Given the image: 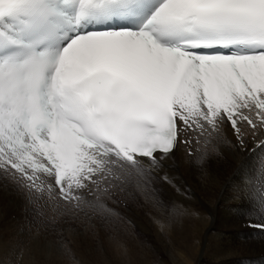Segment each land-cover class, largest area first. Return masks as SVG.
<instances>
[{
    "label": "snow or ice",
    "instance_id": "6c2138e0",
    "mask_svg": "<svg viewBox=\"0 0 264 264\" xmlns=\"http://www.w3.org/2000/svg\"><path fill=\"white\" fill-rule=\"evenodd\" d=\"M225 125L261 150L241 192L264 233V0H0V188L104 215L182 145L207 177Z\"/></svg>",
    "mask_w": 264,
    "mask_h": 264
},
{
    "label": "bare ground",
    "instance_id": "6f19581e",
    "mask_svg": "<svg viewBox=\"0 0 264 264\" xmlns=\"http://www.w3.org/2000/svg\"><path fill=\"white\" fill-rule=\"evenodd\" d=\"M234 141L224 127L220 138L207 149L210 154L207 177L202 175L200 168L188 163L197 158L196 153L188 156L178 148V167L168 170L172 182L154 177L153 183L169 207L175 204L187 212L170 220L167 212L155 206L156 196L151 190L139 187L138 192L145 201L143 208L154 215L152 220L149 219L151 215L145 217L149 219L151 228L148 225L142 239L133 235L130 238L134 233L129 231L132 227H127L128 231L119 229V224L113 219L108 223L111 234L106 239V250L90 246L85 237H77L76 231L70 234L83 242L68 245L60 240L63 243L60 244L63 248L60 252L53 239L46 240V236L41 234L30 236L29 230L18 228L9 220L13 209L5 197L8 192L15 198L20 197L18 193L22 189L15 190L14 186L0 188V192L4 191L0 195V264H27L25 260L30 257L37 264H56L59 257L60 264H264V236L254 232L248 215L249 205L241 192V178L258 166L254 164V156L259 149L255 153L240 151L234 147ZM254 145V142L250 143V147ZM127 193L129 195L131 191ZM27 195H24L25 200ZM111 203L106 205L110 213L135 209ZM29 248L35 250L28 252ZM66 249L71 250V256Z\"/></svg>",
    "mask_w": 264,
    "mask_h": 264
},
{
    "label": "rangeland",
    "instance_id": "374dc122",
    "mask_svg": "<svg viewBox=\"0 0 264 264\" xmlns=\"http://www.w3.org/2000/svg\"><path fill=\"white\" fill-rule=\"evenodd\" d=\"M126 183H127V186H126ZM119 188L116 189V191L112 192L113 197H111L112 195H106V196L102 197L104 199L105 204L109 205L111 203L110 201L112 200L111 204H113V205L120 203V204L129 206V207H134L135 209H133L131 211L121 210L120 212H117V214L107 213L104 215L96 214L95 212H93L92 210H90L88 208H85L83 211H77L76 209L72 208L71 205H65L64 203H62V201L59 202V206H56V202L50 201L47 197H45V195H44V197L43 196L38 197V194H36V195L30 194L27 192V190H24V189H22L20 191L16 187L13 189L18 190L22 193V195L20 192L18 193V195L20 194V197L15 198L14 197L15 195L12 196L9 194V192H8V194L6 193V196L5 195L4 196L6 197V202L10 203L11 210L12 209L14 210V211L12 210L13 214L9 215V220L13 224L15 223L14 225L16 227H18V228L23 227L24 230H29L28 234L30 236L34 235V234H41V235L46 236V240H48L49 238L53 239L54 244L59 245V252L63 249L60 246V244H63V243H60V240L63 241L65 244L68 243V245L71 242H72V244H76V243L79 244V243H82L83 241H81V239H79L77 237H81V236L85 237L88 240L85 242H89L90 246H93L96 248L102 247L103 249H105V248L107 249L108 246H107V242H106L107 240L106 239L111 234L110 227H109L110 225H108V223L111 222L113 219L114 220L116 219L117 224H119V229H122L124 231H128V230H126L127 227H128L127 229H129L130 227H132V228L134 227L133 229L132 228L129 229L130 232L132 231L131 233L134 232L133 234H130V236H129L130 238H132L131 235H133L134 237L136 236L139 239H142L144 236L145 229H147L148 225L151 224L149 222V219L152 220V218H154V215L151 214L152 212L147 211V209L143 208L145 201H143V199H144L143 195H140V193L138 192L139 189H137V188H139V187L137 186V178L136 177H133V179L131 177L127 178L125 180V182H123L120 185ZM153 188H156V186L152 181L147 186V189L151 190ZM117 190H119L118 191L119 194H118ZM120 190L121 191L123 190V191L121 192ZM25 191H26V193H25ZM129 191H131V193L128 195L127 192H129ZM3 192H0V195L4 194ZM132 192L133 193L135 192V193L133 194ZM25 194L26 195L28 194L27 195L28 198H26V200L24 198ZM133 195H134V197H133ZM109 197H111V199ZM32 198H33V200H32ZM89 198L93 199V197H87V199H89ZM129 199H131V200H129ZM113 202H116V203H113ZM42 203H44V204H42ZM31 205L34 207H31ZM28 206H30V207H28ZM142 211H144V212H142ZM149 215H151V216H149ZM147 216L150 217L148 220H147V218H148ZM145 217H147V218H145ZM13 218H15V219H13ZM150 228H151V226H150ZM72 231L73 232L76 231L78 236L76 237L74 234L73 235H72V233L70 234V232H72ZM121 235H119V236L122 238L123 234H121ZM120 237H118V238H120ZM104 242L106 244H104ZM103 245H105V246L103 247ZM80 246H82V245H80ZM68 248H71V246H68ZM34 250H35V248H33L32 250L29 248L27 251L32 252ZM20 256H21V254H20ZM26 260H25V262L27 264H35L36 263L35 260H31V257L26 259ZM21 264H23V263H21ZM56 264H60V257L58 258V262Z\"/></svg>",
    "mask_w": 264,
    "mask_h": 264
}]
</instances>
